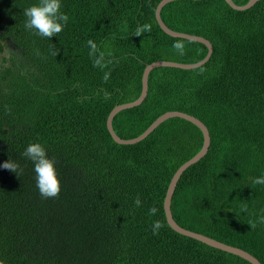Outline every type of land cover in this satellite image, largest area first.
Here are the masks:
<instances>
[{
  "label": "trees",
  "instance_id": "trees-1",
  "mask_svg": "<svg viewBox=\"0 0 264 264\" xmlns=\"http://www.w3.org/2000/svg\"><path fill=\"white\" fill-rule=\"evenodd\" d=\"M161 1L62 0L69 21L49 39L25 28L23 10L38 0H0V33L24 57L0 66V164L11 157L20 165L19 175L0 168V264H251L167 222L170 182L203 147L197 126L173 118L134 145L116 143L107 129L116 106L140 97L148 64H194L208 53L160 28ZM161 17L174 31L208 39L211 59L193 70L154 69L145 101L117 114L114 130L136 138L170 111L201 120L211 145L181 176L173 217L264 264V183L253 182L264 176V0L246 11L225 0H181ZM33 141L58 161L56 197L36 188L23 156Z\"/></svg>",
  "mask_w": 264,
  "mask_h": 264
},
{
  "label": "water",
  "instance_id": "water-1",
  "mask_svg": "<svg viewBox=\"0 0 264 264\" xmlns=\"http://www.w3.org/2000/svg\"><path fill=\"white\" fill-rule=\"evenodd\" d=\"M175 1H181V0H162L156 9L155 12V16H156V20L160 26V28L169 36L174 37V38H182V39H186V40H190V41H195V42H199L204 44L207 48H208V53L206 55V57L194 64H183V63H178V62H171V61H156L154 63L148 64L143 72V76H142V91H141V95L140 97L130 103H126V104H122V105H118L116 106L112 112L110 113L108 119H107V129L109 131V133L111 134L113 140L121 145H134L137 143H140L141 141L145 140L147 137H149L161 124H163L164 122L173 119V118H180V119H184L192 124H194L195 126H197L203 133V137H204V142H203V147L202 149L193 157L191 158L189 161H187L186 163H184L178 170L177 172L174 174L170 185L168 187L167 190V194L164 200V210H165V215H166V219L167 222L169 224V226L177 233L192 238L194 240H197L199 242H202L214 249L223 251V252H227L229 254L238 256L246 261H248L251 264H262L255 256H253L252 254H250L249 252L242 250L240 248L234 247V246H230L227 245L225 243H222L218 240H215L213 238H210L206 235L203 234H199L190 230H187L183 227H181L174 219L173 214H172V200L178 185V182L181 178V176L193 165L197 164L199 161H201L208 153L210 145H211V136H210V132L209 129L207 128V126L198 118L180 112V111H170L167 112L163 115H161L159 118L156 119V121H154L147 129L145 132H143L140 136L133 138V139H122L114 130L113 127V121L114 118L117 116V114H119L120 112L127 110V109H132L135 107H138L140 105L143 104V102L145 101L147 95H148V90H149V77L150 74L152 73V71L154 69L160 68V67H165V68H178V69H184V70H193V69H197L200 68L202 66H204L207 62H209V60L211 59V56L213 54V46L212 43L202 37V36H197V35H192V34H187V33H183V32H177L172 30L171 28H169L166 23L163 21L162 17H161V12L164 9V7L172 2ZM193 1H202V0H193ZM226 3L233 8L234 10L237 11H246L250 8H252L257 2H259L260 0H249V2L245 5L239 6L237 5L233 0H225Z\"/></svg>",
  "mask_w": 264,
  "mask_h": 264
},
{
  "label": "clouds",
  "instance_id": "clouds-1",
  "mask_svg": "<svg viewBox=\"0 0 264 264\" xmlns=\"http://www.w3.org/2000/svg\"><path fill=\"white\" fill-rule=\"evenodd\" d=\"M61 8L62 0H38V3H34L23 10L26 18L25 28L34 30L37 35L49 39L58 36L69 21L68 14L61 11ZM88 45L92 51H95L96 44L92 40L88 41ZM173 47L181 51L183 49V45L179 42L175 43ZM108 76L109 73H105L106 80ZM23 156L30 160L34 166L35 184L41 197L58 196L62 187V180L57 167L58 161L49 156L46 146L39 141L30 142L25 147ZM0 168L11 170L19 175L20 165L11 157L0 164ZM253 182L264 183V176L254 178ZM134 203L139 206L141 204L140 198L137 197ZM149 211L151 214H155L157 209L153 207ZM261 220L264 221V217ZM161 226L159 221L154 222L152 225L153 232L158 231Z\"/></svg>",
  "mask_w": 264,
  "mask_h": 264
},
{
  "label": "flooded vegetation",
  "instance_id": "flooded-vegetation-1",
  "mask_svg": "<svg viewBox=\"0 0 264 264\" xmlns=\"http://www.w3.org/2000/svg\"><path fill=\"white\" fill-rule=\"evenodd\" d=\"M22 50L23 49L12 42L9 37H4L3 34L0 33V66L10 65L14 57L22 60L24 58L21 55Z\"/></svg>",
  "mask_w": 264,
  "mask_h": 264
},
{
  "label": "bare ground",
  "instance_id": "bare-ground-1",
  "mask_svg": "<svg viewBox=\"0 0 264 264\" xmlns=\"http://www.w3.org/2000/svg\"><path fill=\"white\" fill-rule=\"evenodd\" d=\"M39 98V97H38ZM232 246V245H231Z\"/></svg>",
  "mask_w": 264,
  "mask_h": 264
}]
</instances>
